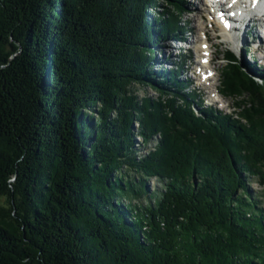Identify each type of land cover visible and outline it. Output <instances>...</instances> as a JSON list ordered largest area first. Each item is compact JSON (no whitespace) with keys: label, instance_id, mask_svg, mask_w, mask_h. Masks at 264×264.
<instances>
[{"label":"trees","instance_id":"obj_1","mask_svg":"<svg viewBox=\"0 0 264 264\" xmlns=\"http://www.w3.org/2000/svg\"><path fill=\"white\" fill-rule=\"evenodd\" d=\"M188 11L0 0V264H264V69L226 53L234 114L187 90L191 51L156 69Z\"/></svg>","mask_w":264,"mask_h":264},{"label":"rangeland","instance_id":"obj_2","mask_svg":"<svg viewBox=\"0 0 264 264\" xmlns=\"http://www.w3.org/2000/svg\"><path fill=\"white\" fill-rule=\"evenodd\" d=\"M213 1L214 2L211 4L210 8L208 9L210 13H208L204 10L205 7H203V5L201 7L200 3L196 4L195 1V3L192 4L191 0H188L190 12L186 14L183 21H185L188 17H191V22L189 24V27L194 28L195 33H193L192 36L190 34L189 37L191 39L189 40L190 44L186 46V49L190 50L192 53L191 56H193V60H192L193 62L191 64L190 62L188 63L189 64L187 66L188 71L183 76V79L189 78L190 82H192V87L201 91L200 95L203 101H205L206 105L212 106L217 110L223 111L228 114H234V112H236V106H237L236 101L234 99H231L230 97H223L218 92L221 91L222 89L221 73L225 68V66L227 65L225 61L226 53L231 50H233V52L235 51V55L240 63L249 62L247 56L244 54L245 53L244 48L246 47L247 44L243 43L241 46L238 43V47L233 46V44L231 43V40H233V38H231L227 33H225L222 30L221 26H219L220 25L219 18H217L216 14L214 13L219 7V4L215 0ZM226 9H228V4L226 5ZM194 10L197 11L195 12ZM204 31L208 33L210 36V40L213 43L212 49L208 48V44H205L203 42L204 39L201 38L204 37L203 35ZM167 45L172 46L173 49L164 47L162 50L160 48V45L156 46L157 49L155 50V52L157 54V58L161 61H164L165 58H167L168 61L170 59L171 53L176 54L179 57V54H181V52L184 51L179 48V45H176L177 47L171 43H167ZM251 48H253V46ZM206 50L214 51V56H213L214 61L211 68L215 70L217 69L215 72H213L214 78L210 80H205L204 78L205 76L200 71L201 68L198 66L199 65L198 63L202 61L199 58L200 54L202 52H204L205 54H209V51L206 52ZM251 54L252 56L257 57L256 61H259L257 65L258 66L260 65L261 68H264V58L262 53L260 55H257V53L255 54V51L253 50ZM173 60H176L177 62L179 59L174 58ZM160 66H161L160 64L159 65L156 64L155 68ZM161 67L171 68L172 66L168 67V65H164V66L162 65ZM247 71L252 72L253 66L247 67ZM214 84L216 85V87L212 88ZM212 90H214L215 93H212ZM140 91H141L140 94H145L146 92L151 96L154 97L157 96L156 91H152L151 89L142 88ZM141 149L139 150L141 151L140 153H142ZM253 179L254 180L251 187L260 195L259 200L264 208V184L261 183L260 178L255 177ZM150 185L151 187L154 188V186H156V183L152 181L150 182Z\"/></svg>","mask_w":264,"mask_h":264},{"label":"bare ground","instance_id":"obj_3","mask_svg":"<svg viewBox=\"0 0 264 264\" xmlns=\"http://www.w3.org/2000/svg\"><path fill=\"white\" fill-rule=\"evenodd\" d=\"M231 1L230 0H219V3H220V8H221V10L224 12V16L226 15V11H225V8H226V5L227 4H229ZM198 3H200V1L198 2ZM201 4V3H200ZM239 4V3H238ZM199 8V7H198ZM224 16H222V17H224ZM243 18H240V20L237 22V23H239V24H241V23H243ZM219 24H220V22H219ZM219 26H221V28H222V30L225 32V33H227L231 38H233V40H231V43H232V41H233V44L236 46V43H239V45H242L243 43H246V40H245V38H246V35H245V33H244V36H241V37H239L238 35H236L235 33H233L232 31H229L228 29H225L224 28V26L222 25V24H220ZM203 35H204V37H201L202 39H204V43L205 44H208V48H210V49H212L213 48V43H212V41L210 40V36H209V34L208 33H206L205 31L203 32ZM218 36V35H217ZM261 40H260V42H261V46L263 47L264 46V36L261 34ZM255 42H257L256 40H255ZM255 42H254V44H255ZM256 48V47H255ZM209 51V54H205L204 52H202L201 54H200V59L202 60L201 61V63L198 65L200 68H201V72L204 74V75H211V73H213V72H215L216 70L215 69H213V68H211V66H212V64H213V61H214V58H213V56H214V51L212 50H208ZM207 50H206V52H208ZM204 60H205V62H204ZM205 63V64H204ZM214 78V76L212 77L211 76V78L210 79H213ZM209 79V80H210ZM213 84V83H212ZM214 87H216V85L214 84L213 85V87L212 88H214ZM219 92V91H218ZM212 93H215L214 92V90H212Z\"/></svg>","mask_w":264,"mask_h":264}]
</instances>
